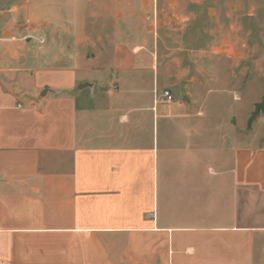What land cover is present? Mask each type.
<instances>
[{
  "label": "crops",
  "instance_id": "obj_1",
  "mask_svg": "<svg viewBox=\"0 0 264 264\" xmlns=\"http://www.w3.org/2000/svg\"><path fill=\"white\" fill-rule=\"evenodd\" d=\"M85 1L0 0V264H264V136L213 105L243 99Z\"/></svg>",
  "mask_w": 264,
  "mask_h": 264
},
{
  "label": "rangeland",
  "instance_id": "obj_2",
  "mask_svg": "<svg viewBox=\"0 0 264 264\" xmlns=\"http://www.w3.org/2000/svg\"><path fill=\"white\" fill-rule=\"evenodd\" d=\"M191 1L166 4L145 0L141 6L130 7L132 21L112 7L92 6L91 0L78 9L85 14L97 10L98 20L91 29L104 42H109L117 29H140L160 49L162 60L203 64L208 75L199 76L210 80L211 89L223 82L243 99L236 104L222 100L213 104L215 109L223 113L220 116H225L224 110H235L237 127H254L251 139L243 137L238 142L257 143L256 136H264V110L255 114V106L264 98V0ZM71 12L72 6L57 10L65 15ZM123 20L127 24H122ZM217 93L211 92L210 101L220 95ZM230 104L235 107L229 109ZM208 124L203 130L207 129L210 137L216 136L215 120Z\"/></svg>",
  "mask_w": 264,
  "mask_h": 264
},
{
  "label": "built area",
  "instance_id": "obj_3",
  "mask_svg": "<svg viewBox=\"0 0 264 264\" xmlns=\"http://www.w3.org/2000/svg\"><path fill=\"white\" fill-rule=\"evenodd\" d=\"M161 103L165 105H171L173 103V97L168 90H163L161 93Z\"/></svg>",
  "mask_w": 264,
  "mask_h": 264
},
{
  "label": "water",
  "instance_id": "obj_4",
  "mask_svg": "<svg viewBox=\"0 0 264 264\" xmlns=\"http://www.w3.org/2000/svg\"><path fill=\"white\" fill-rule=\"evenodd\" d=\"M261 110H264V98L261 103L255 106V114L259 113Z\"/></svg>",
  "mask_w": 264,
  "mask_h": 264
}]
</instances>
